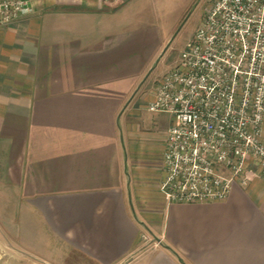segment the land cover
<instances>
[{
	"label": "crops",
	"instance_id": "obj_1",
	"mask_svg": "<svg viewBox=\"0 0 264 264\" xmlns=\"http://www.w3.org/2000/svg\"><path fill=\"white\" fill-rule=\"evenodd\" d=\"M30 2V14L0 26L7 232L30 248L47 235L57 252L49 264L74 251L88 264H264V170L252 165L258 173L218 201H169L160 189L171 117L145 109L154 129L134 118L138 84L165 43L161 1ZM156 84L141 92L145 105ZM3 234L0 264H13Z\"/></svg>",
	"mask_w": 264,
	"mask_h": 264
},
{
	"label": "built area",
	"instance_id": "obj_2",
	"mask_svg": "<svg viewBox=\"0 0 264 264\" xmlns=\"http://www.w3.org/2000/svg\"><path fill=\"white\" fill-rule=\"evenodd\" d=\"M32 10L0 0V26ZM146 109L171 117L160 179L169 201L223 200L258 173L252 165L264 170V0H211Z\"/></svg>",
	"mask_w": 264,
	"mask_h": 264
},
{
	"label": "rangeland",
	"instance_id": "obj_3",
	"mask_svg": "<svg viewBox=\"0 0 264 264\" xmlns=\"http://www.w3.org/2000/svg\"><path fill=\"white\" fill-rule=\"evenodd\" d=\"M160 1L161 2L157 4L158 15H156L155 18L161 26L162 37L165 39V43L151 68L138 84V93L140 95L136 102L138 109L134 118L135 121L142 123L145 129L156 128L154 125V117L156 113L145 110V100L143 99V96L141 97V92L142 95L143 93L146 94V92L159 81L164 73L172 69L178 63L180 51L191 38L211 0ZM18 211L16 212L17 222L19 219L21 221V214ZM0 212L10 218V214L13 213L12 203L7 206L4 205L3 208L0 209ZM20 221L18 222V225L21 224ZM6 228L7 226H5L3 221L0 220V230L4 232L3 238L5 239L6 244L11 247L10 250L13 253L15 252L18 254L16 260H14L13 257L10 259V262L13 264H49L43 262V258L48 257L51 259L50 255L57 253L55 252V246L51 241L47 240V235L45 234H43L41 238L33 240V242H31V240L32 248H30L27 247L28 245L24 239L25 237L20 234V231H18L16 237H13L7 232ZM21 233H23V231ZM19 251H21V254ZM7 259H9L8 256L5 258L6 262H3L2 264H7ZM84 260L81 252L74 251L70 256V259L64 264H88V261Z\"/></svg>",
	"mask_w": 264,
	"mask_h": 264
}]
</instances>
